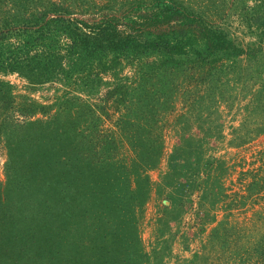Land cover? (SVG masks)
I'll list each match as a JSON object with an SVG mask.
<instances>
[{
  "label": "trees",
  "instance_id": "trees-1",
  "mask_svg": "<svg viewBox=\"0 0 264 264\" xmlns=\"http://www.w3.org/2000/svg\"><path fill=\"white\" fill-rule=\"evenodd\" d=\"M257 1L264 7V0ZM14 19L0 26V105L29 117L26 129L36 130L27 134L25 156L17 159L11 152L7 166V188L0 193V264L148 263L137 212L150 198L148 172L163 155L152 129L128 115L117 122L135 155L127 163L117 157L118 145L88 138L80 112L69 110L72 123L59 125L62 113H52V107L16 104L3 77L38 69L55 75L66 60L72 66L95 62L96 70L107 73L124 59L147 55H159L162 67L256 58L263 50L264 13L253 19L258 41L245 45L178 0H131L80 16L53 2ZM263 94L264 89L253 103L255 112ZM40 114L46 120H32ZM197 152L177 147L169 163L173 175L188 181L198 175ZM247 175L240 205L261 207L254 218L221 223L192 264H264V164ZM212 178L207 175V181Z\"/></svg>",
  "mask_w": 264,
  "mask_h": 264
},
{
  "label": "rangeland",
  "instance_id": "rangeland-1",
  "mask_svg": "<svg viewBox=\"0 0 264 264\" xmlns=\"http://www.w3.org/2000/svg\"><path fill=\"white\" fill-rule=\"evenodd\" d=\"M126 1L131 0H0V26L53 2L80 16L92 15L104 5L118 9ZM178 1L241 44L258 41L253 19L264 13L260 1ZM261 45L256 58L214 66L188 61L162 67L159 55H147L124 59L107 73L96 70L95 62L72 66L66 60L64 70L55 75L38 69L8 73L3 79L12 86L16 104L35 102L62 113L59 125L72 123L71 115H65L69 110L80 112L88 138L118 145L117 157L127 163L135 155L117 122L128 115L132 122L140 120L152 129V138L163 145V155L158 167L148 172L150 198L137 212L143 253L149 257L144 264H192L221 223L254 218L261 207L240 205L250 182L247 173L264 164V133L247 134L252 128L264 129V94L258 112L253 104L264 89V42ZM38 119L46 120L41 114L32 120ZM28 120L0 105L1 195L7 188L11 152L22 159L28 137L36 130L26 129ZM181 145L198 151L201 160L198 175L190 181L170 171V157ZM207 175H213L212 180L207 181Z\"/></svg>",
  "mask_w": 264,
  "mask_h": 264
}]
</instances>
